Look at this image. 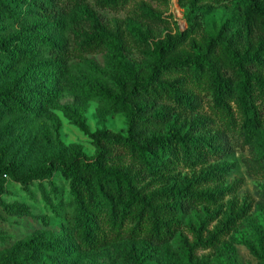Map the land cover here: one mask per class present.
I'll use <instances>...</instances> for the list:
<instances>
[{
	"label": "trees",
	"instance_id": "obj_1",
	"mask_svg": "<svg viewBox=\"0 0 264 264\" xmlns=\"http://www.w3.org/2000/svg\"><path fill=\"white\" fill-rule=\"evenodd\" d=\"M88 1L0 0V170L7 140L36 135L43 111L60 94L56 82L75 60L105 46L113 59L123 57V31L103 24L97 11L119 10L129 0ZM178 2L188 6L184 30L157 35L136 28L130 41L140 56L137 63L98 78L96 95L108 111L125 114L124 132H89L84 126L95 145L93 157L53 158L66 197L57 198L54 180L48 188L39 184L51 213L40 220L44 226L55 223L56 231L49 233L70 242L76 258L137 241L142 243L137 264H152L146 253L170 264H199L201 252L218 250L246 215V204L222 203L237 183L222 181L229 172L224 161L236 147L264 136V0ZM216 6L225 9V18L203 27L201 17ZM140 8L139 18L148 24L170 19L143 3ZM205 95L230 140L209 127L213 119L182 118L196 113ZM46 167L22 176V183L50 177L53 168ZM197 167L198 174L181 172ZM20 249L28 252L22 259ZM250 251L264 264V240ZM35 253L64 250L31 236L0 264L32 263Z\"/></svg>",
	"mask_w": 264,
	"mask_h": 264
},
{
	"label": "rangeland",
	"instance_id": "obj_2",
	"mask_svg": "<svg viewBox=\"0 0 264 264\" xmlns=\"http://www.w3.org/2000/svg\"><path fill=\"white\" fill-rule=\"evenodd\" d=\"M92 1H88L90 5ZM142 3L146 9L161 16H170V19L165 24L142 21L139 18ZM97 12L103 24L112 30L118 28L123 31L126 43L123 57L113 59L111 49L107 46L96 52L83 53L79 60L73 62L65 77L56 82L60 94L43 111L36 135L29 134L26 138L20 135L7 140L8 154L1 164L4 169L0 170V260L9 258L11 249L18 242L37 236L42 242L63 249L64 254L35 253L32 263L22 264H137L135 255L142 250V243L137 241H120L98 252L76 258L70 242L49 233L56 231L55 223L50 221V226H44L41 222L42 216H50L51 213L41 197L39 184L48 188V181L54 180L58 189L57 198L66 197L67 185L59 175L53 158L61 156L69 159L78 154L85 158L93 157L95 145L92 138L83 132L84 126L89 132L103 128L124 132L125 114L108 111L96 95L100 91L98 78L109 79L120 66L137 63L140 56L130 41L131 37H137L136 28L141 31L150 28L157 35L184 30L188 6H182L178 0H129L119 10ZM225 14L223 7L216 6L214 10L203 14L202 26H218ZM208 100L209 96L205 95L201 108L196 113L183 114L182 118L189 120L203 115L213 119L209 127L219 129L230 140L233 136L213 118L207 106ZM224 164L229 167V172L222 183H237L236 190L226 195L222 203L226 205L235 200L238 205L246 204L248 209L218 250L201 252L203 257L199 264H257L250 249L259 239L264 240V136L255 135L248 144L236 147ZM48 165L53 168L50 177L22 183V176L33 171L49 170L46 167ZM199 171L198 167L181 170L182 174L188 175L193 172L198 174ZM210 186L215 187L214 184ZM6 208H10V212ZM16 253L17 258L22 259L28 252L20 249ZM146 254L152 264H170L162 255ZM27 260H30L28 256Z\"/></svg>",
	"mask_w": 264,
	"mask_h": 264
}]
</instances>
